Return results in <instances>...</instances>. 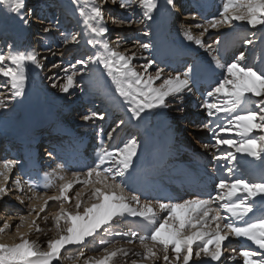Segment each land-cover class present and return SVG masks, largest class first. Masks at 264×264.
Instances as JSON below:
<instances>
[{"label": "snow or ice", "instance_id": "snow-or-ice-1", "mask_svg": "<svg viewBox=\"0 0 264 264\" xmlns=\"http://www.w3.org/2000/svg\"><path fill=\"white\" fill-rule=\"evenodd\" d=\"M73 3L83 28L82 31L64 32L62 43H78L83 32L87 44L96 52L70 65L73 69L70 74L64 69L63 83H53V87L69 93L75 87L77 65L92 72L100 71L102 66L115 93L128 105L125 113L128 122L146 121L169 109L172 102H176L177 111H185V96L200 83L206 71L202 63L185 64L182 72L168 73L161 67L150 72L156 61L145 57L146 63L138 70L133 64L137 52L150 51L153 45L137 41L136 51L128 48L121 51L119 38L115 44L108 39L111 28L154 22V14L176 10L178 0H73ZM221 3L218 15L195 25L200 29L199 35H195L191 27H186L183 33L188 41L203 48L216 68L222 70V78L205 93L210 99L200 105L207 121H192L197 130L212 133L214 142L203 144L206 152H212L211 159L217 165L222 161L228 164L226 168L212 169L213 172L226 170L230 174L219 178L215 195L195 194L187 199L152 201L142 199L137 190L129 191L135 182L134 158L140 148L135 136L122 142V146L109 149L101 135L96 160L86 166L85 172H72L70 176L67 173L45 174L43 185L16 177L14 186H9V176L19 162L5 159L0 163V200L11 198L14 191L24 193L26 183L32 195L27 197L28 215L20 216L14 229L9 223L11 217L0 226V234L13 230L18 237V242H0V264H60L61 252L69 245L78 246L71 256L73 264H120L121 261L127 264V259L130 264H226L236 259L233 240L237 238H246L257 246L255 251L241 249L239 255L244 258L243 264H264V54L250 60L245 51H240L231 61H222L220 40H216L218 47L213 48L203 39L210 30L229 26H232L230 30L259 26L264 31V0H221ZM0 6L3 9L0 29L5 32L9 23L4 17L22 25L34 22L29 19L34 9L29 7L28 0H0ZM113 9H122L126 15L114 14ZM137 10L139 19L133 18ZM189 18L195 20L196 15ZM59 28L60 21L55 19L54 23L43 27V32L52 34ZM150 34V31L145 33ZM244 44L251 46L254 40L246 38ZM42 59L47 57L41 58L35 48L22 51L7 41L0 47V76L4 78L0 88L8 90L7 96L0 91V110L7 111L13 101L25 96L27 68L35 65L43 69ZM56 68L59 65L53 64L52 69ZM103 118V114L91 111L81 117L85 122ZM125 123V119H119L116 127L107 133L108 139H113V133ZM103 131L100 129L101 134ZM232 133L238 138H226ZM217 152L220 155H216ZM237 154H241L239 158ZM257 160L261 165L259 175L251 176L249 173ZM78 184L82 188L75 191L73 198L69 193ZM41 187L45 192L43 197L34 191ZM50 189H56L57 194L47 195ZM15 199L21 205L25 203L23 195L17 194ZM38 200L43 203L37 204ZM50 201L58 203L59 210L51 217L55 234L46 240L45 248L39 243L38 234L48 236V233L39 221ZM73 201L75 211L64 207L65 203ZM129 217L138 218V222L126 232H116L113 225ZM42 220L48 222L49 216L44 215ZM101 230L113 238L117 235L128 237L130 245L138 240L139 248L113 245L112 241L101 238L99 244L104 246L101 255L85 258L83 249L95 244ZM33 233L37 234L35 239L30 238ZM229 248L232 253L226 255ZM129 254L135 258H130Z\"/></svg>", "mask_w": 264, "mask_h": 264}, {"label": "rangeland", "instance_id": "rangeland-1", "mask_svg": "<svg viewBox=\"0 0 264 264\" xmlns=\"http://www.w3.org/2000/svg\"><path fill=\"white\" fill-rule=\"evenodd\" d=\"M58 1L59 0H41V1H34V2H32L31 0L28 1L29 7L33 6V8H34V6H36V4H38L37 6H43V7H45V9L48 8L47 10H45V12L46 13L49 12L47 14H48V16H51V21H49V23L50 22L54 23L55 19H59V21L61 22L60 28L57 31L53 32L52 34H45L44 33L49 38V44L46 45L45 47H44V45H43L44 43L42 41L43 37H44V39L46 37L44 34L39 38V40H35L32 42H30V41L29 42L28 41L23 42L22 41L23 42L22 43L21 40L17 41L18 37H16L12 33H9L5 39H0V47H4L5 41H7V43L12 44L15 48H17L19 50L24 51V50H31V49L35 48L40 53L41 58L47 57V60L42 59V63L45 65L43 69L36 68L35 65H29L27 68V75H28V78H30V79H34V78L40 79L41 76L48 77V79H43L40 82L37 81L38 83L36 84V85H40L43 88V90L46 92L42 98H41V96H39L40 95L39 93H37V92L35 93V92H33L34 91L33 89L28 88L26 90V94L24 97L25 99L22 102L13 101V103L9 106V109L7 111L0 110V142L7 140L11 136H14L16 131H18L20 128H23V126H25L26 121L24 118H25L26 111H27V100H30V99L31 100L32 99H35V100L41 99V100H43V103L46 106L54 105L60 109H61V105H58V104L56 105L57 100H61V101L63 100V102L65 101L64 105L65 104H67L68 106L73 105L72 107L74 109L71 112H69L68 114L66 113L67 121L75 126V131L77 130V133L79 135L86 137V134H87L91 138L95 139L98 135H101V132H99V130L103 127L104 121L106 122L105 113H106L107 109L105 110V104L108 106L109 101H107L104 104L103 100H105V101L107 99L109 100L111 95L118 96L115 93L114 89L112 87H110L112 85L111 80L107 76V74L105 72H103L102 66H100V69H101L100 71L92 72V71H89V69H83L82 70V66L77 65L76 69H75V71L77 72L75 87H74V89H71L69 93H63L59 90L58 87L52 86L53 83H63L64 77L66 75V73L64 72V69H68V73L70 74L71 71L73 70V69H71L70 65L75 64L76 60L86 58L89 55H94L96 52V49L93 46L87 44L86 39L84 38L83 32H82V37L78 43H72L69 45H64L62 43V34L64 32H66V31H82L83 26H82V23L79 19L75 22V19L72 17V19L74 20V23H73V20L71 21V19H67L69 17V15H68V17L65 16V18H64V14L66 13V11L64 8H62L61 3ZM68 1H70L72 3V5H74V10H75L76 6L73 3V0H68ZM161 2H163V0H161ZM59 3H60V5H59ZM221 7H222V4L220 6V9H221ZM220 9H219V11H220ZM108 10H109V7L107 6L106 11H108ZM2 11H3L2 6H0V13H2ZM36 11L34 12V14L36 13ZM219 11L214 12L213 15H218ZM113 12H114V14L116 12H119L122 16L126 15L124 13V10H122V9H113ZM154 15H155V18H157V14H154ZM139 16H140V13H139V10H137V12L133 16V18L139 19L140 18ZM161 16L162 15H160L159 17H161ZM4 18L6 19V17H4ZM183 18H185V16H183ZM210 18H211V16L208 19H210ZM65 19H67V20H65ZM189 22H191V23L184 22V21L180 20L177 26L180 27L181 28L180 30L183 32H184V29L189 26L192 28L193 33L195 35H198L200 29L196 28L195 25L199 24V23H203L204 20H199L198 18H196L195 20H192ZM40 24H39V26H40ZM41 26L43 28L44 26H47V24L42 23ZM29 27H30V24L28 25V28ZM231 27L232 26L221 28L219 30H210V32L206 33L204 38H203L205 44L211 45L213 48H216V47H218V45L216 44V40L219 39L220 40L219 48L220 49L222 48L221 53H223V50H224L225 51L224 53L226 54V56H227V53L233 54L232 51L235 48L234 47L235 44L233 42L239 44L237 51H236V54L234 56L238 55L240 51H245L246 55L251 60L253 58V56L259 57L261 54H264V31H261L259 26L255 29L250 28V27H236V28H234V30H230ZM152 28H153V24L148 22V21L145 22L144 24H141V25H133L130 28L129 27H122V28L121 27H113L110 29L108 39L110 41H112L113 44H115L117 39L119 38L121 41V47H120L121 51H123L125 48L131 49L132 51H136L138 48V46L136 45L137 41H139L140 43L152 44L153 48L150 51H138L137 52V59H135L133 61V64L137 67L138 70H140L141 66L146 63L145 57L155 60L156 63L153 65L152 69H149L150 72H153L156 67L163 68L161 63H159V62H162L163 61L162 58H164V56H168V55L163 54L164 56L158 57L156 52L161 50V47L164 48V44L168 47L174 46L172 49L169 48L170 50H178V49H182V48L190 49L191 47H187L188 44H190L192 46V43H194L193 41H189L188 43H186L179 36L176 37V33L174 31V36L167 37L166 43H163V45H161L160 41L157 40L158 38H151V37H156V36L151 34V37L148 38V36L145 35V33L149 32ZM168 30H169V28H168ZM28 31H29V29H28ZM42 33H43V29H42ZM253 33H255V36H253ZM246 38L253 39L254 44L251 46L245 45L244 40ZM230 42H232V43H230ZM178 43H183V44L180 45ZM176 44H178V46H175ZM231 44H234V46L231 50H229L228 48H230ZM195 47L199 48L200 46L196 45ZM226 48H227V50H226ZM49 49L51 51H49ZM199 51L202 53L203 49L200 48ZM53 53H54V55H53ZM61 54H63V55H61ZM158 55H159V53H158ZM206 55H208V57L211 58V56L208 53H206ZM199 58L202 59L203 57H199ZM203 59H206V58H203ZM206 60H208V59H206ZM210 60L211 59H209V61ZM200 61L198 59V61L196 63L198 64ZM53 64L59 65V68L52 69ZM165 71L168 73H172L166 69H165ZM101 75H104V76H101ZM220 75H222V72L220 73ZM50 77H51V79H50ZM32 82L33 81H31V83ZM3 83H4V78L2 76H0V84H3ZM157 83H159V82H157ZM104 84H106V86H109V88H108L109 91H107V92H109L110 95L109 94L107 95V92L105 89L106 86L104 87ZM103 90H104V92H102ZM0 91H3L6 96L8 95L7 89L0 88ZM36 94H37V96H36ZM193 97H194L193 91L185 96L184 105H183L185 111L183 113H180L179 111H177L176 102H172V106L169 109H166L160 113L161 119H163V121H164L163 124H165L164 129H166V132L171 130L172 127L174 129L178 130V132L175 135L176 136L175 138L177 141L174 145L172 144L173 146H171V148H170L171 152H172V149H174V148L178 152L181 148V144L184 143L185 145H188V147H185V149H187L188 151L193 149V154L187 153L186 155H184L185 157H191V156L195 157L196 155H201V156L203 155L204 158H206L208 160V162L210 163V166H213V164H215V161H213L211 159L212 152L211 151L206 152L203 149V144H205V143L211 144L214 141L211 138L208 139L207 132H206L207 130L206 131L205 130H202V131L197 130L196 124H194L192 122L194 119L197 120V122H199V121H205L206 122L207 121L208 118L206 116V113L199 106L200 103L204 102V101H200L201 98L198 97V99L200 101V103H198L197 101H194ZM208 99H210V98H208ZM75 101H77V104ZM75 104H76V106H75ZM193 104H196L199 107L194 108ZM187 110H191L190 115H187V112L188 113L190 112ZM90 111L91 112H99V113L104 115V118L103 119H95L94 121H89V122L83 121L81 119V117L83 115L88 114ZM62 113H61V116H63ZM166 114L168 116H170V118H168L166 116ZM220 115L223 116L224 114L221 113ZM157 116L158 115H156V118H158ZM154 117L155 116H152V118H154ZM135 122L136 121H134L133 123H135ZM158 122L161 123L160 118H159V120L154 119V123H158ZM117 123L118 122L114 123V125H111L113 127L110 126L109 130H107L106 133H108L109 131H112V129L116 127ZM138 124H140V122H138ZM124 128H126V126ZM153 128L157 129V131H160V133H162V135H163V133L166 135L165 130H163V132H162L161 130H159L155 126H153ZM119 129L121 130L122 128L121 127L118 128L117 131ZM126 133L128 134L129 139H131L133 136H135L137 139L139 137V135H133L131 133L129 134L128 131H126ZM222 135H225V134H222ZM185 136H186V138H185ZM175 138H174V140H175ZM226 138L236 139L238 137L235 133H232V134H229L228 136H226ZM138 141L140 142V145H142V139H140ZM180 142H181V144H180ZM144 145H146V144H144ZM144 145L140 146L141 147L140 149L146 148ZM116 146L117 145L114 144V147H116ZM118 146H122V144L121 145L119 144ZM177 146H179V147H177ZM109 149H111V147ZM140 149H138V151ZM216 155H220V153L217 152ZM239 156H240V154H237L238 158H239ZM135 159L136 158H134V160ZM249 159H251V157H249ZM1 161L2 160L0 159V162ZM51 163H53V161H51ZM55 165L57 166V163ZM254 165H255L254 170L256 169L257 171H259L260 167H261L259 160L255 161ZM216 166H217V168L218 167L226 168L228 166V164L226 161H222L221 165L216 164ZM55 167H53V169H51V172L55 169ZM201 167L202 166H199V168H196L195 170L197 171L199 169L198 171L204 172L206 168L205 167L201 168ZM200 168H201V170H200ZM142 170H143V168L139 169V171L137 173H139L141 171L140 172L141 174L140 173L139 174L144 176L143 177L144 180H146V181L149 180L147 178L150 176H148V177L145 176V173H143L144 171H142ZM14 171H15V168L13 169L12 173ZM85 171L86 170H84V171L81 170V172H85ZM129 171H132V169ZM221 172H223L224 175L230 176V174L227 173L226 170L221 171ZM47 173H50V172H47ZM47 173H45V174H47ZM249 174L251 176H253L254 172L251 171ZM160 175H161V173H160ZM14 180H15V176H13V179L11 180L12 183L10 186H14ZM167 183L168 182L165 181L164 185H168ZM8 184H10V179L8 180ZM143 184L144 183L139 184L136 181V184L133 187L136 188V186H138V185L145 187V185H143ZM169 184H170V186H172L171 183H169ZM81 188H82V185H79V184L75 185L73 190L70 191L69 195L74 198L75 191L80 190ZM129 191H132V189H129ZM154 191L157 192L158 190H154ZM12 194H13V197H12V195H11V198L5 197L6 202H3L2 205H0V215L2 214V217L0 219V226H2V223L4 220H8L9 217H11V220H9V223L13 225V229H14L15 224L18 223V221H19V217L22 215H28L29 201H28L27 197L31 196V195L26 196V195H24L25 192L23 194V193H16L15 191ZM17 194L26 196L25 197V203L23 205H21L20 202L15 199V196ZM40 194H41L40 196L43 197V194H45V192H41ZM5 198H4V200H5ZM184 199H187V198H184ZM12 201H14V202H12ZM15 201H16V203H15ZM36 203L42 204L43 201L38 200V201H36ZM88 203L90 204V203H92V201H88ZM49 206H51V208H49L46 213L40 214L41 220L39 221L41 224V227L45 230V232L48 233V236H45L43 233L38 234L39 235V243L41 244L42 247H45V248H46V240L48 238H52V236L55 234V233L51 232V231H55L51 217L59 210L58 203L50 201ZM64 207L67 209L75 211L74 201H73V203H65ZM34 215H35V213H33V216ZM44 215L49 216V221L46 223L43 222V220H42V217ZM128 220L124 221L122 223L114 224L113 225L114 230L116 232H126V231H128V229L130 227H132L133 223L138 222V219H135L132 217L131 218L129 217ZM22 230L27 231L26 228H22ZM141 234H145V233H141ZM35 235H37V234L33 233L30 236H35ZM12 238H14L16 240V242H18V237L15 236V233L13 230H6L5 233L0 234V240H3V239L9 240ZM35 238L36 237H34L33 239H35ZM101 238L105 239V240L112 241L113 245H123V246H127V247L139 248V241L138 240H136L133 244L130 245L128 243V237L123 236V235H117V236H115V238H113L112 235H109L108 233H105V232H103V230H101L100 236L97 237L95 244L90 245L88 248L83 249V251L85 252V258L88 256H99V255H101L102 249L104 247L103 245L99 244V239H101ZM233 243H234L233 248H235V250H236V259H235V261L228 260V261H226V264H243L244 258L239 255V252L241 251V249L247 248L249 250L255 251L256 247H257L255 245H253L252 242L247 240L246 238L234 239ZM77 247L78 246H76L74 249L69 248V250L68 249L62 250L61 258H60V264H73V260L71 259V256L73 255V253ZM231 253H232L231 248L226 249V255H230ZM129 255H130V258H135V257H132L131 254H129ZM83 259L84 258H81V260H83ZM222 259H223V257H222ZM120 264H125V261H121ZM127 264H130V259H127Z\"/></svg>", "mask_w": 264, "mask_h": 264}, {"label": "bare ground", "instance_id": "bare-ground-1", "mask_svg": "<svg viewBox=\"0 0 264 264\" xmlns=\"http://www.w3.org/2000/svg\"><path fill=\"white\" fill-rule=\"evenodd\" d=\"M28 1H30V0H28ZM32 2H34V1H41V0H31ZM59 2L61 3V5H63V7H65L66 9H67V13H69L68 15L69 16H71V17H73L74 19H75V21H77L78 19L81 21V18L79 17V14L74 10V5H72V3L70 2V1H68V0H59ZM211 2H212V0H211ZM36 5H38V4H36ZM31 6V5H30ZM208 6H210V5H208ZM33 6H31V8H32ZM38 7V6H37ZM42 10L43 9H45V7H43L42 6V8H41ZM35 10V9H34ZM40 10V9H39ZM178 10L179 9H176V10H174L173 12H171V13H168V14H166V15H168L169 16V18H170V21H169V26L167 27V29L169 28V30H171V31H173V33H174V31H175V33H176V35L177 36H179L183 41H185L186 43H188L189 41L185 38V36H184V32L183 31H181L180 29V27H175L174 25H172L173 23L172 22H174V19L176 18V14H177V12H178ZM65 16H66V14H64V18H65ZM183 16H185V18H188V17H190L189 15H183ZM140 17V16H139ZM161 17H163V16H161ZM6 19L9 21L8 23H9V27H8V29H7V31L5 32L3 29H0V39H5L6 38V36H8V34L9 33H11L12 31H15L16 32V35L17 34H20L21 33V35H22V37H26V35H25V31H26V29H25V27L22 25V24H20L18 21H16L15 23H13V21H12V19L11 18H9V17H6ZM35 21H37L38 23H41V22H45L44 20H42V18H40L39 16H37V18L36 19H34ZM177 21V20H176ZM145 22H147V21H145ZM144 22V23H145ZM143 23V24H144ZM188 23H191V22H188ZM194 26V25H193ZM186 27V26H185ZM189 27V26H188ZM154 31H155V34H152V35H154V36H156V37H158V38H160V40H161V44L163 45V43H165V40H166V33L163 31V32H161V33H158V31H157V28L156 29H154ZM43 34V33H42ZM171 34V33H170ZM173 35V34H172ZM199 35V34H198ZM19 37V36H18ZM21 37V36H20ZM44 40V47L46 46V45H48L49 44V38H47V37H45V39H43ZM170 40V39H169ZM17 41H18V39H17ZM167 41V40H166ZM194 42V41H193ZM35 43V42H34ZM232 43V42H231ZM35 45V44H34ZM181 45V44H180ZM190 45V44H189ZM192 45H196L195 43H192ZM124 46V45H123ZM187 46V45H186ZM233 46H234V44H231L230 45V48H228L229 50H231L232 48H233ZM166 47V46H165ZM164 47V49L161 47V50H159V51H157V53H159V55H158V57H161V56H164V55H168V57L172 54V53H175V52H178V51H184V52H191V54H188L187 56H190V55H192V53L194 52L195 53V56L197 55V53H196V51L199 49V48H196V49H192V47L190 48V49H187V48H182V49H178V50H173V51H170V50H167V49H169V47L167 48H165ZM188 47V46H187ZM131 48V47H130ZM222 49V48H221ZM193 50V51H192ZM227 50V49H226ZM225 51L223 50V53H221V60L223 61V60H225V59H227L226 58V54L224 53ZM164 54V55H163ZM47 60V59H46ZM200 61V60H199ZM210 62V64L212 65V71H213V69L215 70L214 72H216L218 75H220V71H221V69H218V68H216V66H215V64H214V62H212V59L209 61ZM198 64H201V61L198 63ZM43 79H48V77H45V76H41V78L40 79H30V78H28V83H27V87H26V90L29 88V89H33L34 91L33 92H37V93H39L40 95L39 96H41V98L45 95V91L43 90V88L40 86V85H36L38 82H40L41 80H43ZM31 81H33L32 83H31ZM38 81V82H37ZM104 87H105V85H104ZM103 87V88H104ZM106 92H107V90H106ZM33 94V93H32ZM36 96H37V94H36ZM25 97V96H24ZM24 97H21V98H19V100H18V102H22L25 98ZM28 99V98H27ZM29 101H31V100H27V102H29ZM53 101V100H52ZM107 101H108V99H107ZM194 101H197L198 103H200V101H199V99H198V96H196L195 98H194ZM193 101V102H194ZM17 102V101H16ZM39 102L42 104V105H44L45 106V108L43 109V112H42V110L40 111V113H39V115L40 116H42V120L45 122L44 123V125H46L47 123V119H48V113H50L51 111L52 112H54V114H55V112L56 113H59V111L61 110V111H63L64 112V114L65 113H69V112H71L74 108L72 107L73 105H67V104H65L64 105V103H65V101L63 102V100L61 101V100H57V102H56V105L58 104V105H61V109L60 108H58V107H56V106H54V105H51V108H48L44 103H43V100H41V99H39ZM76 102V104H77V101H75ZM76 104H75V106H76ZM108 105H110L109 103H108ZM195 106H196V104H194ZM198 106V105H197ZM124 107V106H123ZM124 109H126V107H124ZM194 110V109H193ZM187 111H190L189 113L187 112V115H190L191 114V110H187ZM25 113V112H24ZM166 116L168 117V118H170V116H168L167 114H166ZM25 119V118H24ZM66 120V119H65ZM134 122V121H133ZM132 122V123H133ZM36 123V122H35ZM141 123V122H140ZM169 124V123H168ZM163 125H165V124H163ZM171 128V127H170ZM197 129V128H196ZM206 131V130H205ZM165 132H166V130H165ZM178 132V130L177 129H174L173 127H172V129L171 130H169L168 132H166V135L163 133V135L166 137V141H165V143H164V149H163V151H165V152H167V151H169V152H171V146H173L175 143H176V141L174 140V138L176 137L175 135H176V133ZM23 133H24V131H22V129L21 130H19L16 134H17V136L18 137H20V138H22L23 137ZM14 134V133H13ZM170 134V135H169ZM179 134V133H178ZM87 135V134H86ZM89 138V136H86L85 137V140H84V142H83V144H82V147H88L89 145H88V139ZM185 138H186V136H185ZM9 141H11V138H9V140L7 141V143H9ZM173 144V145H172ZM180 144H181V142H180ZM178 145V144H177ZM146 148H142V149H140L138 152H137V157H136V160H137V158L139 157V155H140V153L142 152V151H145V150H147V146L146 145H144ZM191 146V145H190ZM185 147H188V145H185L184 143L183 144H181V148H180V150L177 152V150L174 148V149H172V152H171V157H178V156H180L181 155V153L184 151V149H185ZM173 148V147H172ZM190 149V148H189ZM186 151V150H185ZM167 155H169V153H167L166 154V156ZM174 155V156H173ZM162 157H164L165 156V154L164 155H161ZM10 159H12V158H10ZM3 160H5V159H2V161L0 162V163H2L3 162ZM54 162V161H53ZM137 162V161H136ZM136 162H135V164H136ZM135 164H134V167H135ZM59 164H57V166L55 167V169L52 171V172H50V173H47V174H55V173H67L69 176L71 175V173L72 172H80L81 171V169H76V170H73V171H65L63 168H62V166L61 165H59ZM176 165L177 164H173L172 166H170V168H169V173H171L172 171H173V169L174 170H176L177 169V167H176ZM198 168H199V166H198ZM202 168V167H201ZM201 168H200V170H201ZM140 169H142V168H140ZM196 168H194L193 167V165H189V167L188 168H184L183 167V169H181V173H183L182 175H184L187 179L188 178H190L191 176H194L195 174H196V170H195ZM17 170L18 169H15V171L12 173V174H10V176H9V179H10V184H9V186L11 185V183H12V179H13V176H15V178L16 177H19L20 176V172H18L17 173ZM199 170V169H198ZM19 171V170H18ZM142 171H144L143 173H145V176H150V177H154L152 180H144V176H142V175H140L141 173V171L139 172V173H137V177H138V180H137V182L139 183V184H141V183H144L143 185H145V187L146 188H149V189H152V191H151V194L152 193H154V190H158V192H160V194L162 193L163 195H164V197H170V198H172V197H174V196H178L179 195V192L173 187V186H170V184L169 183H167L168 185H164L165 184V182L163 183V182H159V181H157V177L160 175V173H163L162 172V169H161V167H160V165H159V162H157V163H152V161L150 160V162H148L147 163V165H146V167L145 168H143V170ZM206 182H208V179H206ZM206 182H203V184H207ZM59 183V182H58ZM135 185V184H134ZM139 186V185H138ZM136 189V188H135ZM35 191V190H34ZM24 194V193H23ZM40 194V193H39ZM53 194H57V191H56V189H50V190H48L47 191V195H53ZM150 193H149V195H151ZM24 195H26V196H28V195H32V192H30V191H28V187H27V183L25 184V194ZM41 195V194H40ZM45 194H43V196H44ZM26 196H24V198L26 197ZM12 197H13V194H12ZM3 202H6V198H5V200H0V205H2V203ZM12 202H14V201H12ZM15 203H16V201H15ZM19 204V203H18ZM38 204V203H37ZM40 204V203H39ZM24 207V206H23ZM49 208H51V206H49L48 208H46L45 209V212L44 213H46L47 211H48V209ZM1 217H2V214L0 215V219H1ZM131 218V217H130ZM135 219H138V218H135ZM129 221V220H128ZM134 222V221H133ZM22 231H24V230H22ZM51 232H53V233H55V231H51ZM37 235H35V236H30V238H34V237H36ZM0 242H3V243H12V242H16V240L14 239V238H12V239H9V240H7V239H3V240H0ZM233 242H234V240H233ZM42 243V242H41ZM234 244V243H233ZM76 246L75 245H69V246H67V249L69 250V248H71V249H74ZM54 264H56L55 262H54Z\"/></svg>", "mask_w": 264, "mask_h": 264}]
</instances>
